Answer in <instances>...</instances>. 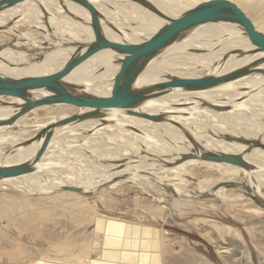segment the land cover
Segmentation results:
<instances>
[{
  "label": "bare ground",
  "instance_id": "6f19581e",
  "mask_svg": "<svg viewBox=\"0 0 264 264\" xmlns=\"http://www.w3.org/2000/svg\"><path fill=\"white\" fill-rule=\"evenodd\" d=\"M147 1L170 24L187 10L207 0ZM241 1L243 0H238L240 3ZM89 2L102 14L103 38L110 44L141 45L162 26V21L150 8L130 0ZM246 7L243 8L246 10ZM87 16L90 14L83 7L66 0H26L0 12V38L10 42L0 45V75L20 78L12 75L31 77L64 74L62 79L76 85V92L109 97L120 66L113 62L112 58L116 55L107 52L94 54L83 47V44L95 40L91 17ZM255 26L264 33V23L261 26L256 23ZM236 28H240L244 36L237 35ZM203 37L218 39L200 42L199 39ZM245 40L251 43L244 28L238 24L219 22L195 27L186 37L159 51L140 71L131 87L132 92L141 98L139 103L125 109H106L101 112L100 118L86 119L62 127V122L93 109L62 101L31 108L23 99L0 96V120L19 116L10 124L0 125V145L9 144L12 148L6 155L7 151H3L4 147L0 146V167L35 160L34 170L30 173V178L34 181L30 182L27 175L0 180L14 188L13 192L16 193L7 195L0 192V220L6 219L10 224L11 221L37 217L44 224L53 215L52 209L61 207L76 222H86L91 229L87 244L90 249L79 252L77 264H166L164 243L158 228L119 219L93 217L95 209H85L86 206L73 196L80 193L91 199L104 186L123 178L145 182L146 179H153L171 193V198L174 199L211 195L224 201L228 199L225 185L237 180L245 181V185L251 187L257 197L263 195L264 151L258 148L248 150V145L232 141V138L240 140L247 137L245 139L248 140L252 137L246 131L249 127L239 129L241 125H238L237 128L239 117H264V113H259L263 109L261 111L258 107L264 106V73H259L264 70V52L251 53V50L244 47ZM251 45L254 49V45ZM19 46L30 50L12 49ZM232 52L236 53L231 54ZM237 52L242 54L237 55ZM176 60L178 61L175 62ZM191 61H196L197 65H205L208 76L218 77L239 69L252 72L245 71L238 77L207 90L159 89L165 82L188 78L185 77L187 73L180 77L175 69ZM186 70L189 72L188 68ZM44 94L42 90L32 89L27 96L30 100H35ZM224 94L228 97L213 100L215 96ZM250 100L259 102L251 104ZM46 107H53L52 114L56 115L51 116L49 112L39 115L38 111ZM219 107L230 109L213 112V108ZM13 126H19V132L13 134L10 131ZM31 127L33 136L29 130ZM229 130H234L231 131L233 134ZM207 131L212 135H208ZM69 132L73 134L65 136ZM254 136L253 140H256L257 136ZM259 139V143L264 145V134ZM29 141L32 142L20 145ZM253 142L251 141L252 144ZM17 144L20 146L15 147ZM70 147L86 153L97 163H104L106 169L96 178L88 176L86 179L80 178L81 180L76 179L80 176L77 174L79 171L75 179L67 177V174H57L56 166L60 163L57 162V165L54 161H62L60 157ZM219 154L241 156L256 170L252 168L242 172L236 166L205 159ZM72 160L68 162L72 163ZM195 168L215 169L220 179L198 181L192 172ZM191 184L197 186L196 190L189 189ZM20 188L30 191L26 195V191H19ZM66 188H79L82 191L62 190ZM249 193H252L251 190ZM251 196L257 199L255 195ZM67 197L72 199H65ZM235 198L242 200L244 196L240 194ZM80 206L82 207L76 209ZM56 240L57 238L49 242L55 250L58 249V253L79 242L70 239ZM186 257L175 264H210L192 253ZM36 264L53 263L42 259Z\"/></svg>",
  "mask_w": 264,
  "mask_h": 264
},
{
  "label": "rangeland",
  "instance_id": "374dc122",
  "mask_svg": "<svg viewBox=\"0 0 264 264\" xmlns=\"http://www.w3.org/2000/svg\"><path fill=\"white\" fill-rule=\"evenodd\" d=\"M230 1L235 2L243 11L245 10L243 7L248 6L244 12H246L255 24L257 23L261 26L264 23V0H243L241 3L238 0ZM87 17L90 18V16ZM235 30L237 35L244 36L240 28H236ZM217 39V37H203L199 41L204 42ZM221 40L223 41L225 39ZM226 40L229 39L226 38ZM9 43L8 40L0 38V45L3 46ZM243 44L246 49H253L251 43H248V40H245ZM197 52L200 53L201 51ZM226 55L224 56L227 57ZM157 57L159 59V56ZM192 57L194 58V56ZM243 67L241 66V68ZM186 68L189 69V72H187ZM175 73L180 77H183L187 73L185 77L188 78H200L209 75L205 65H197L196 61L183 63L181 68L175 69ZM12 77L23 76L12 75ZM227 97V94L218 95L213 100L216 101ZM262 99L264 100V95ZM258 102V100H250L249 103L258 104ZM262 103L264 104V102ZM258 107L260 110L263 109V111L261 110L262 112H259L262 115L264 113V106L259 105ZM229 109L219 107L213 108L212 110L213 112H224ZM52 110L53 107H46V109H40L38 114L44 115L46 112H49L51 116H55L56 114H52ZM100 116H102L101 113L96 118H100ZM249 116L251 119L247 118ZM249 116L242 115L244 118L241 119L239 117L237 120L238 123L236 124L237 126L241 125L240 128L239 126L237 127L239 129H245L246 126L249 127L250 130L246 128V131L249 134L248 136L252 135V137L250 136L248 140H246L247 137L240 140L232 138L233 142L244 143L245 145L252 144L251 141H254L253 143H259V138L264 134V117L257 119L256 116ZM252 118H256L254 119L255 121ZM251 120L253 121L251 122ZM19 129V126H13L10 131L15 134L17 131L19 132ZM29 130L33 136V127ZM231 131L229 130L228 132ZM250 131L252 132L251 134ZM73 132L76 133L75 131ZM73 132H69L65 136L72 135ZM207 132L208 135H212L209 131ZM114 134L116 135V133ZM254 135L257 136L256 140H253ZM228 140L231 141V138H228ZM32 141L20 145L24 146ZM20 145L17 144L15 147H19ZM0 146L4 147L3 151H7L5 152L6 155L12 149L9 144H2ZM70 148L64 153L65 155H62L64 157H60L62 161L60 159L58 161L52 159L55 160L54 164H61L58 166L52 165L61 169L57 170L56 168L57 174L61 173L64 176L67 174V177L70 176L74 179L79 174L80 176L82 174L85 177L79 176L76 178L81 180L82 178L86 179L88 176H94L96 178V176L106 169L104 163H97L91 160L90 156L86 153H82L72 147ZM251 148H254V146ZM74 152L75 154H72ZM71 159H73V165H71V162H68ZM66 164H70V166L68 165L67 167ZM240 170L244 172V170ZM253 170L255 171L256 169L253 168ZM86 171L89 173H86ZM192 172L198 181L204 179H220V175L215 169L199 168L198 170L195 168ZM27 179L30 182L34 181V179L30 178V174L27 175ZM227 183L225 185V194L228 199L224 201H220L211 195H203L199 198L184 197L174 199L171 198V193L158 185L155 180L146 179L145 182L133 178H123L122 180L112 182L104 186L103 190H100L91 199L87 198V195L80 193L73 197L80 200L83 203L82 205L86 206L85 209H95L93 217L101 216L99 218L119 219L158 228L164 243L166 264H175L176 261H183L189 253L200 257L210 264H264V210L254 201L251 194L256 196L255 191L251 187H247L245 181L237 180L232 183ZM262 185H264V180L262 181ZM196 187L195 184L189 185V189L191 190H196ZM13 190L15 189L10 188L5 181L0 182V192H4L7 195L16 194ZM62 190L70 191L68 188ZM249 190H251V194ZM19 191H26L27 195L30 190L20 188ZM240 194L244 196L242 200L235 198V196ZM65 199L71 200L72 198L67 197ZM257 199L264 202V194L259 195ZM81 207H76V209ZM52 211H54L53 215L44 224L39 222L37 217L23 219L24 221L20 219L17 221L18 223L11 221L10 224L6 219L0 220V264H36L42 259L53 264H77V255H79V252L90 249V246H87V244L90 241L89 232L91 229L86 225V222H76L75 218L70 216L68 212H65L68 213L66 215L61 207L54 208ZM55 238H57L56 241L70 239L72 241L78 240L79 242H77V245L63 249L58 253V249L55 250L53 244L51 245L49 242L54 241Z\"/></svg>",
  "mask_w": 264,
  "mask_h": 264
},
{
  "label": "water",
  "instance_id": "95a60500",
  "mask_svg": "<svg viewBox=\"0 0 264 264\" xmlns=\"http://www.w3.org/2000/svg\"><path fill=\"white\" fill-rule=\"evenodd\" d=\"M26 0H0V12L6 11ZM83 7L91 17V26L94 30L95 40L89 44H83L84 48L90 49L94 54L101 52L116 55L113 62L120 66L115 77L112 93L109 97L90 96L76 92V85L66 82L62 75H44L11 78L0 75V96L20 98L26 101L28 107L35 108L55 101H62L69 105L93 109L79 117L70 118L60 124L66 126L82 120L96 118L106 109L130 108L140 102L141 98L132 92L131 87L145 65L152 60L162 49L172 45L186 37L191 29L210 23H234L244 28L248 38L254 45L251 53L264 52V33L260 32L254 22L234 2L230 0H207L187 10L172 23H166L160 16V12L147 0H130L150 8L162 21L161 28L152 35L145 43L134 46L125 44H110L103 38L102 14L94 8L89 0H66ZM13 50L29 51L30 48L19 46ZM232 52L231 54H235ZM242 52H237V55ZM252 72L248 69H239L222 76H206L200 78H184L165 82L159 86L161 90H207L217 87L224 82L238 77L244 72ZM255 71V70H253ZM258 72V71H257ZM263 72L260 71L259 73ZM42 90L45 94L30 100L27 93L30 90ZM19 116L0 120V125L10 124ZM258 148L264 151V145L258 142L249 144L248 149ZM206 160L225 163L236 166L242 170H251L252 165L241 156L232 154H219L208 156ZM34 162H24L8 167H0V180L28 175L34 170ZM70 191L81 192L79 188H69ZM254 201L264 210V202L254 198Z\"/></svg>",
  "mask_w": 264,
  "mask_h": 264
}]
</instances>
